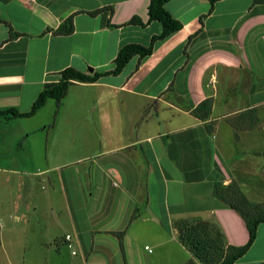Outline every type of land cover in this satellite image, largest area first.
<instances>
[{
	"label": "crops",
	"instance_id": "crops-1",
	"mask_svg": "<svg viewBox=\"0 0 264 264\" xmlns=\"http://www.w3.org/2000/svg\"><path fill=\"white\" fill-rule=\"evenodd\" d=\"M150 1L0 0V109L29 112L65 69L112 71L122 47L149 46L162 33L149 21ZM166 9L183 27L151 56L140 64L133 58L117 76L78 84L122 96L94 104L107 122L111 113L125 122L108 126L104 150L75 162L98 158L80 172L76 203L67 197L76 233L66 243L81 245L82 264H184L192 255L174 228L180 220L215 225L233 246L249 241L242 217L213 191L216 183L246 187L241 179L252 171L250 157L235 162L218 133L241 113L264 108V3L222 0L212 8L210 0H170ZM72 16L74 33L55 35ZM136 17L143 25H129ZM208 98L213 110L203 121L193 111ZM75 109L61 112L81 113ZM120 109L130 110L127 120ZM235 264H264V224Z\"/></svg>",
	"mask_w": 264,
	"mask_h": 264
},
{
	"label": "rangeland",
	"instance_id": "rangeland-1",
	"mask_svg": "<svg viewBox=\"0 0 264 264\" xmlns=\"http://www.w3.org/2000/svg\"><path fill=\"white\" fill-rule=\"evenodd\" d=\"M107 93H111L107 88L73 85L61 107L55 99H50L37 116L10 121L0 117V168L6 170L0 171V264H82L85 261L80 244L66 243V235L76 233L71 221L75 205H69L67 197L76 203L75 190L78 184L84 183L80 172L95 157L83 163L75 162L90 152L106 148L108 126L125 125L121 119L115 121L113 113L107 122L104 109L101 111V107L95 106V102L122 99L113 92ZM81 102L96 112L86 114ZM77 105L80 114H62L75 112ZM120 111L122 119L127 120L130 110ZM262 114L264 108L251 113L247 127L242 122L238 128L230 125L233 130L224 123L218 135L223 149L232 152L229 157L235 162L250 157L252 171L241 179L246 184L241 189L250 201L264 204ZM138 223L133 226L134 230ZM150 247L153 249L152 244ZM179 255L187 256L181 250Z\"/></svg>",
	"mask_w": 264,
	"mask_h": 264
},
{
	"label": "trees",
	"instance_id": "trees-1",
	"mask_svg": "<svg viewBox=\"0 0 264 264\" xmlns=\"http://www.w3.org/2000/svg\"><path fill=\"white\" fill-rule=\"evenodd\" d=\"M170 0H151L149 5V21H156L162 25V33L152 38L149 46L141 44H129L122 47L115 59V68L108 72H94L87 74L78 71L75 68H67L60 73V80L54 83H48L44 86L37 100L29 112L23 113L17 108L0 109V117L6 121L18 118H31L42 109L48 100L55 99L58 105L69 93L70 87L82 83H96L101 78L107 76H117L126 68L130 61L138 57L139 64L151 56L156 44L162 42L180 31L182 23L176 20L166 9V4ZM222 0H210L212 8ZM255 3H264V0H255ZM97 13V12H95ZM94 13V14H95ZM129 25H143L139 18H133ZM75 31L74 17L68 18L58 29L54 31L58 36H69ZM213 99L204 100L195 110V117L207 121L212 114ZM254 110L241 113L239 117L230 119L228 122L231 126L238 128L239 125L247 127L251 122V113ZM214 196L220 200L225 208L235 210L244 220L249 231V241L244 246H233L228 244L222 230L208 222L203 221H178L174 223L180 243L184 245L192 255L184 264H235L243 258L250 250L257 238L258 228L264 224V204L250 201L241 187L233 181L228 186L222 183H216L214 186ZM135 218V216H133ZM121 237L124 232L116 233ZM68 236V235H67ZM66 236V241L67 240ZM72 239V237H71ZM71 242V240H70ZM123 248V245L121 243Z\"/></svg>",
	"mask_w": 264,
	"mask_h": 264
},
{
	"label": "built area",
	"instance_id": "built-area-1",
	"mask_svg": "<svg viewBox=\"0 0 264 264\" xmlns=\"http://www.w3.org/2000/svg\"><path fill=\"white\" fill-rule=\"evenodd\" d=\"M67 240H68V241H70V240H71V236H70V235H68V236H67ZM146 249H147V250H150V249H149V247H147ZM150 251H151V250H150ZM73 254L75 255L76 253H75V252H73Z\"/></svg>",
	"mask_w": 264,
	"mask_h": 264
}]
</instances>
